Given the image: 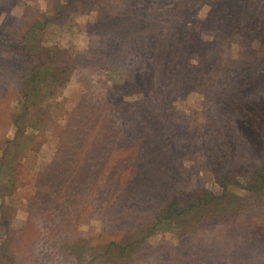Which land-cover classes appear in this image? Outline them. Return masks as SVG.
<instances>
[{
	"label": "rangeland",
	"instance_id": "rangeland-1",
	"mask_svg": "<svg viewBox=\"0 0 264 264\" xmlns=\"http://www.w3.org/2000/svg\"><path fill=\"white\" fill-rule=\"evenodd\" d=\"M60 2L0 0V155L17 130L16 26L54 15L44 42L73 67L32 104L5 163L13 264H76L67 243L110 240L135 243L131 264H264V195L228 221L199 224L210 212L196 210L182 238H142L173 198L222 193L227 172L229 194L250 195L237 168L264 160V0Z\"/></svg>",
	"mask_w": 264,
	"mask_h": 264
},
{
	"label": "trees",
	"instance_id": "trees-1",
	"mask_svg": "<svg viewBox=\"0 0 264 264\" xmlns=\"http://www.w3.org/2000/svg\"><path fill=\"white\" fill-rule=\"evenodd\" d=\"M67 1V4H69L76 0ZM54 6L57 13L63 12L61 11L62 8H65L60 0H54ZM38 17L23 22L21 25L19 23L12 33L17 36V46L23 54L21 64L24 67V73L20 78V96L11 111V118L17 127L16 136L7 140L0 155V189L2 190H6V188L11 190L14 187L15 176L10 170L9 173L6 172L5 163L7 164L11 160L12 148L18 145V139L24 135L26 124L23 125V123L32 108V104L37 105L47 92L53 91L55 87L63 83L67 71L69 73L73 70L70 57L68 58L64 51L56 45H46L44 42L42 34L49 23L53 21L54 15L40 14ZM137 81L138 79L135 78L133 85H136ZM237 170L246 177L243 187L250 192L249 196L240 198L229 194L226 188L230 184L239 183L236 179L237 174L227 172L219 179V184L224 190L222 193L216 194L214 191L207 189L195 191L190 195H186L185 200L188 201V206L184 208H180V199L173 198L160 208L149 223L150 225L144 229L142 238L145 239L153 230H165L172 226L178 229V235L182 238L187 234L186 224L191 222L194 212L200 208L209 210L210 214L208 217L200 215L196 219L199 224L206 221L213 222V220H231L238 216L242 210H245L247 206L255 205L256 199L264 195V160L255 170L249 171V169L243 167H238ZM5 182L10 183L9 187ZM7 207L6 201L2 199L0 204V232L11 231L10 210ZM136 245L138 246V244ZM65 247L69 253L75 256L76 264H91L100 260H103L102 264H131L129 255L136 249L133 242L123 244L116 240H110L101 247L87 242L81 243L80 241L67 243ZM88 254L90 259H86ZM12 255L10 239L1 238L0 264H13Z\"/></svg>",
	"mask_w": 264,
	"mask_h": 264
}]
</instances>
